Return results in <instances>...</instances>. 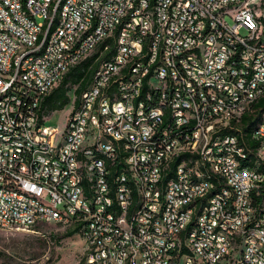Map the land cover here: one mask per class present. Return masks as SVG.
Masks as SVG:
<instances>
[{
  "label": "built area",
  "instance_id": "obj_1",
  "mask_svg": "<svg viewBox=\"0 0 264 264\" xmlns=\"http://www.w3.org/2000/svg\"><path fill=\"white\" fill-rule=\"evenodd\" d=\"M97 66L62 133L38 103ZM264 0H0V230L58 223L83 264H264ZM233 122V125H231Z\"/></svg>",
  "mask_w": 264,
  "mask_h": 264
},
{
  "label": "rangeland",
  "instance_id": "obj_2",
  "mask_svg": "<svg viewBox=\"0 0 264 264\" xmlns=\"http://www.w3.org/2000/svg\"><path fill=\"white\" fill-rule=\"evenodd\" d=\"M259 1L248 0V4ZM69 108L64 106L52 112L44 125L62 128ZM67 232L69 230L51 222L39 223L28 230H0V264H80L82 240L76 231L65 235Z\"/></svg>",
  "mask_w": 264,
  "mask_h": 264
},
{
  "label": "crops",
  "instance_id": "obj_3",
  "mask_svg": "<svg viewBox=\"0 0 264 264\" xmlns=\"http://www.w3.org/2000/svg\"><path fill=\"white\" fill-rule=\"evenodd\" d=\"M88 58H91V56H89ZM94 58L95 56L90 60H87L86 58L78 63V64L84 63L82 66L83 71L85 73L84 76H81L77 79L75 77L64 79L63 76L61 80L53 86L50 92L46 96L41 98V100L38 103V109H37V119L39 123L41 122L44 123V120L48 118L49 115L55 110L62 109L64 106H69L70 108L68 110V113H66L64 117L63 127L60 128V126L57 125L59 129H62L59 130L60 133L64 131L65 121L67 116L76 106L80 92L87 85L93 70L97 66V61L94 60ZM63 100H65L64 103H62ZM53 224L60 225L58 223H53ZM62 227H64L67 230H73L69 227H65V226ZM80 264H83V256L81 258Z\"/></svg>",
  "mask_w": 264,
  "mask_h": 264
},
{
  "label": "trees",
  "instance_id": "obj_4",
  "mask_svg": "<svg viewBox=\"0 0 264 264\" xmlns=\"http://www.w3.org/2000/svg\"><path fill=\"white\" fill-rule=\"evenodd\" d=\"M95 55H91V58L87 57V60H90ZM83 64H77L73 67H71L67 72L63 75L64 79L66 78H79L81 76H84L85 73L83 71ZM65 100H63L62 103H64ZM249 109L251 112H243L241 113L239 120H238V132H235L233 129H226L227 132L238 134L241 138V141L243 144L249 149L254 150L258 142L254 139L250 138L251 132L261 123H264V95L257 98L255 101H253ZM231 125H233V122H231ZM258 170L262 173H264V161H260L258 165ZM71 233H74L73 230H69V232L65 233V235H70Z\"/></svg>",
  "mask_w": 264,
  "mask_h": 264
}]
</instances>
